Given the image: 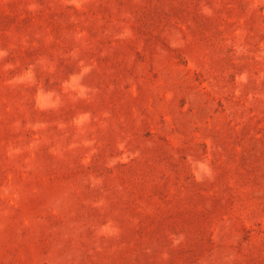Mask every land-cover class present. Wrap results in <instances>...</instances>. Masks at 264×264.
<instances>
[{"label": "rangeland", "instance_id": "rangeland-1", "mask_svg": "<svg viewBox=\"0 0 264 264\" xmlns=\"http://www.w3.org/2000/svg\"><path fill=\"white\" fill-rule=\"evenodd\" d=\"M0 264H264V0H0Z\"/></svg>", "mask_w": 264, "mask_h": 264}]
</instances>
